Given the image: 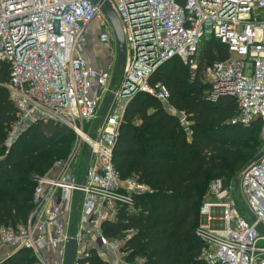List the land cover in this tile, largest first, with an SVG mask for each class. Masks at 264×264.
I'll list each match as a JSON object with an SVG mask.
<instances>
[{"label": "built area", "instance_id": "built-area-1", "mask_svg": "<svg viewBox=\"0 0 264 264\" xmlns=\"http://www.w3.org/2000/svg\"><path fill=\"white\" fill-rule=\"evenodd\" d=\"M106 1L124 36L119 80L114 33L90 0H0V61L8 64L3 86L15 111L5 150L40 121L64 124L76 137L65 158L36 176L27 221L0 227V248L8 250L0 261L30 248L35 264H64L67 243L74 238L73 264H90L92 255L102 264H140L138 257L130 261L123 248L129 233L106 238L102 230L121 210L135 212V196L150 192L137 176L122 177L113 165L124 110L136 93H147L190 134L185 113L170 106L166 87L151 84L149 77L178 57L193 78L201 43L208 38L224 45L227 56L202 68L206 98L233 97L237 114L232 122L249 126L258 120L264 141V0ZM93 20L108 55L100 68L81 56ZM112 80L114 95L95 131ZM196 236L207 264H264V154L241 170L237 187L220 179L209 182Z\"/></svg>", "mask_w": 264, "mask_h": 264}, {"label": "trees", "instance_id": "trees-1", "mask_svg": "<svg viewBox=\"0 0 264 264\" xmlns=\"http://www.w3.org/2000/svg\"><path fill=\"white\" fill-rule=\"evenodd\" d=\"M198 71L192 78L188 65L178 57L162 63L151 84H163L168 103L183 111L187 133L174 113L153 96L136 93L126 104L113 151V165L122 177L135 175L150 192L135 196V212L121 210L117 220L102 226L106 238L130 237L123 248L131 261L140 264H207L201 258L202 242L196 236L199 211L207 186L213 179L232 183L257 152L259 121L249 126L232 122L237 114L231 96L207 99L202 68L226 58L224 45L204 40ZM8 64L0 61V227L27 221L33 208L37 175L45 174L54 150L70 147L74 133L64 124L40 121L33 124L8 149L4 140L14 119L8 90ZM30 248H21L0 264H35ZM90 264H102L92 255Z\"/></svg>", "mask_w": 264, "mask_h": 264}, {"label": "water", "instance_id": "water-1", "mask_svg": "<svg viewBox=\"0 0 264 264\" xmlns=\"http://www.w3.org/2000/svg\"><path fill=\"white\" fill-rule=\"evenodd\" d=\"M94 5H96L100 12L105 16L107 19L108 23L110 24L112 31L114 33L115 37V42H116V49H117V62H116V71L119 74L118 80L122 76V66H123V61H124V36L121 28V23L119 21V18L117 14L115 13L114 9L111 7V5L106 1V0H90ZM116 83L115 80H112L111 86L109 87V91L107 93L106 99L102 105L101 108V113L98 119V122L94 128L96 131L98 127L101 124V121L103 117L105 116L107 109L112 101L113 98V90H114V84ZM87 154V161L89 160L90 157V151H86ZM264 154V151L258 152L247 164L251 165L254 162H256L261 156ZM84 175V174H83ZM235 187H237L238 184V178L235 179ZM79 194L80 192L76 193V199H75V205L77 206L78 204V199H79ZM75 239L71 238L69 239L67 243V250H66V257H65V263L64 264H73V257L75 253ZM21 248L17 249L15 252L19 251Z\"/></svg>", "mask_w": 264, "mask_h": 264}, {"label": "crops", "instance_id": "crops-1", "mask_svg": "<svg viewBox=\"0 0 264 264\" xmlns=\"http://www.w3.org/2000/svg\"><path fill=\"white\" fill-rule=\"evenodd\" d=\"M100 31V26L96 20H93L88 26L86 42L81 56L93 68L104 67L107 64L108 55L103 46L97 40V34ZM95 49V51H94ZM8 250L0 248V255H6ZM4 258V257H3Z\"/></svg>", "mask_w": 264, "mask_h": 264}, {"label": "rangeland", "instance_id": "rangeland-1", "mask_svg": "<svg viewBox=\"0 0 264 264\" xmlns=\"http://www.w3.org/2000/svg\"><path fill=\"white\" fill-rule=\"evenodd\" d=\"M201 47H202V44H201ZM94 51H95V49H94ZM118 76H119V74L117 73V77H118ZM100 113H101V110L98 111L97 114H96V118H97V120L99 119ZM75 141H76V137H75V135H74V139H73V141H72L70 147H68V148H58V149L54 150V153H53V159H54V160H58V159H63V158H65V157L67 156V154L69 153V151H70L72 145L75 143ZM261 151H264V141H260V144L257 146V152L255 153V155H256L258 152H261ZM255 155H254V156H255ZM82 166H84V165L82 164ZM236 178H238V176H237ZM236 178H235V179H236ZM235 179L233 180V183L235 182ZM203 199H204V198H203Z\"/></svg>", "mask_w": 264, "mask_h": 264}]
</instances>
